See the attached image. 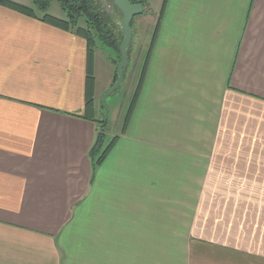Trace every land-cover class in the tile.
<instances>
[{"label":"crops","instance_id":"0c3cea01","mask_svg":"<svg viewBox=\"0 0 264 264\" xmlns=\"http://www.w3.org/2000/svg\"><path fill=\"white\" fill-rule=\"evenodd\" d=\"M150 1L110 120L116 59L87 113V41L0 5V264H130L223 217L192 264H264V0Z\"/></svg>","mask_w":264,"mask_h":264},{"label":"trees","instance_id":"16d2710c","mask_svg":"<svg viewBox=\"0 0 264 264\" xmlns=\"http://www.w3.org/2000/svg\"><path fill=\"white\" fill-rule=\"evenodd\" d=\"M58 2L62 11L65 14V19H60L48 13L53 2ZM133 4H143L149 6V0H130ZM33 6H24L13 3L9 0H0V5L9 7L24 15L39 18L40 20L61 28L63 30L73 32L76 35L84 38L88 45V74H87V89H86V112L92 113L94 111V91H95V50L97 48V41L116 49L120 52V45L124 38L123 33L115 19L104 12L103 7L100 6L96 0H32ZM167 0L163 1V10L166 6ZM163 10L161 12H163ZM161 16V13H160ZM134 27V22H133ZM121 59V55H120ZM119 60H116V67H118ZM118 80L117 70L115 75V82ZM114 82V83H115ZM139 91H137L133 103L129 110V117L133 112L134 104L137 100ZM101 133L98 140V150L100 152L105 144V133L107 131L108 121L105 119L100 122ZM114 142L109 145L102 153L99 160L101 162Z\"/></svg>","mask_w":264,"mask_h":264},{"label":"rangeland","instance_id":"374dc122","mask_svg":"<svg viewBox=\"0 0 264 264\" xmlns=\"http://www.w3.org/2000/svg\"><path fill=\"white\" fill-rule=\"evenodd\" d=\"M96 1L100 6L103 7V10L105 13H107L113 17L112 8L108 4V2H106V0H96ZM150 2H151V6L154 9H156V11L159 12L160 8H161L160 0H151ZM48 13L50 15H54L56 17L61 16V18H65V14L61 9L60 4L56 1L52 3ZM143 18H145L146 23H148L147 27H151L150 24L152 22V19L150 17L149 18L148 17L139 18V16H138L135 18L134 27H133L134 38H133L131 50H134L133 48H135V46H136V48H137V46H142L143 37L145 34H147V32H146L147 27H145V22H144ZM117 22H118V20L117 21L115 20V23H117ZM136 42H137V45H136ZM96 52L98 54V60L100 63L99 93H101L102 91L105 90L104 84H105V81L109 75V70L111 68V65L109 63L110 57H112L116 60H119L121 54L118 50L113 49L111 47H108L106 45H103L102 43H100L98 41H97ZM103 95H104V93L100 97V101H101ZM125 99H126V84L123 85L119 91H117L115 94H113L112 96H110L106 100V104H107L108 109H109V115H108L109 120H110L111 116L113 115V107L116 104L115 102L121 101L123 103V101ZM101 104L103 106L102 101H101ZM104 116H106V114H104ZM217 189L220 190V188H217ZM223 204L224 203L222 202L221 206H223ZM214 220H217V219H214ZM214 220H211L212 221L211 224H213V225H215ZM235 221H236V226L238 227L239 220L236 219ZM205 222H206L205 220L200 221V227H199V229L195 230V233L184 234L182 241L180 240L181 239L180 236H173L172 238H171V236H168L167 244H166V242L164 243V241L162 239V242L160 245L161 246H167L168 247L167 250L152 249V251H150V252H148V251L130 252L131 254H134V256L128 257L127 259H125L124 262L131 261L130 264H132V261H133V263H136V264H139V263L143 264L140 257H145V262H146L145 264H147V263H150V264H192V260H199V258L208 257L209 254H211L214 249H205V248H200V247L197 248L196 246H195L196 247V249H195L194 248L195 243L193 241L195 240V238H199V237H202V238H206V237L207 238H213V237L223 238L224 237L223 230L228 225L229 220L223 217V219L219 221L220 222L219 225L212 227V233L213 234H211V235L205 234V233H200L203 231H207L209 229L208 225L210 226V224L209 223L206 224ZM214 227H217L216 233H215ZM236 232H238V231H235V233ZM155 245H157V244H153L152 246H155ZM200 249H202V250H200ZM139 254H143V255L139 256Z\"/></svg>","mask_w":264,"mask_h":264},{"label":"water","instance_id":"95a60500","mask_svg":"<svg viewBox=\"0 0 264 264\" xmlns=\"http://www.w3.org/2000/svg\"><path fill=\"white\" fill-rule=\"evenodd\" d=\"M113 11V18L117 21L123 33V40L120 45L121 59L117 67L118 80L112 88L103 95L101 101L105 110V118L108 119L109 109L106 100L119 91L125 80V73L129 66L130 51L134 38L133 22L136 17L145 14V6L143 4H133L130 0H106Z\"/></svg>","mask_w":264,"mask_h":264}]
</instances>
